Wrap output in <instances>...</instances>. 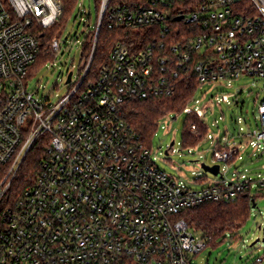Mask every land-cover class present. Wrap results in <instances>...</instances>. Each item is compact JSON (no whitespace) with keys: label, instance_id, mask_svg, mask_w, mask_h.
I'll return each instance as SVG.
<instances>
[{"label":"built area","instance_id":"built-area-1","mask_svg":"<svg viewBox=\"0 0 264 264\" xmlns=\"http://www.w3.org/2000/svg\"><path fill=\"white\" fill-rule=\"evenodd\" d=\"M95 1L96 23L85 29H96L90 56L85 38L77 73H67L66 93L52 101L29 87V75L39 58L56 59L68 44L62 34L48 44L40 36L62 19L63 0H0V264H196L213 236L191 227L183 211L261 193L264 178L237 170L227 177V167L221 180L190 187L157 165L123 108L173 96L193 69L201 86L264 80V0ZM170 19L186 27L177 42L169 41ZM104 20L127 32L94 71ZM142 26L150 42L135 38L145 32H131ZM193 110L208 126L215 163L241 157L232 139L209 133ZM256 118L262 129L248 136L263 155L264 98ZM190 132L199 138L195 123ZM41 147L36 177L20 183L29 154L36 149L41 157Z\"/></svg>","mask_w":264,"mask_h":264},{"label":"rangeland","instance_id":"rangeland-1","mask_svg":"<svg viewBox=\"0 0 264 264\" xmlns=\"http://www.w3.org/2000/svg\"><path fill=\"white\" fill-rule=\"evenodd\" d=\"M66 24L62 38H67L56 59L47 58L29 79V87L39 90L40 98L50 95L57 100L67 91L65 76L74 69L78 71L81 45L87 36L86 25L94 26L98 5L95 0H81ZM90 15L92 18L89 20ZM89 20V21H88ZM138 31V30H136ZM254 82L255 86L251 83ZM264 80L246 76L235 79L232 85L216 83L202 85L185 110L161 118L153 135L151 152L157 165L188 186L200 189L221 180V173L228 167L227 177L236 172H248L253 177L264 178V154L251 144L248 133L262 129L258 106L264 98ZM199 99V103L195 101ZM205 105L207 108L205 109ZM198 106L209 125V133L227 137L240 147L241 157L221 162L219 175L206 172L202 164L214 165V145L205 138L197 145L184 144V131L188 112ZM172 142L174 144L172 145ZM168 151V154H166ZM255 191V190H254ZM256 206L252 208L246 223L238 231H227L208 243L194 258L196 264H254L264 256V191L256 193ZM261 226V228H260ZM264 264V261L261 263Z\"/></svg>","mask_w":264,"mask_h":264},{"label":"trees","instance_id":"trees-1","mask_svg":"<svg viewBox=\"0 0 264 264\" xmlns=\"http://www.w3.org/2000/svg\"><path fill=\"white\" fill-rule=\"evenodd\" d=\"M79 0H63L65 9L63 17L54 26L48 29H43L40 36H46L45 42L48 44L50 40L57 35H61L69 18L75 12ZM97 12L100 3L97 4ZM89 21V20H88ZM173 25L174 32L169 38L170 42H177L180 39L179 29L183 27L182 24L170 19L169 23ZM87 26V25H86ZM149 26H142L139 31L131 32H145L139 33L135 38H143L145 42H150V36L147 34ZM157 30H162L161 25H157ZM95 28H91L88 35L85 37L84 43V57H89L92 44L95 38ZM127 32L123 28L111 29L106 20L103 21L98 35L97 48L93 61V70L96 71L100 65L108 60L113 46ZM160 36V35H159ZM52 58V57H51ZM47 58H39L33 65L29 77L31 78L34 71L42 65ZM201 87L196 72L191 70L188 77L183 82H179L176 93L173 96H161L146 100H129L125 103L123 111L128 123L141 136V139L150 147L152 145V138L159 127V122L167 114L180 113L185 110L195 94ZM195 123L198 126L200 136L195 137L191 132V125ZM208 134V126L202 120L196 111L188 112V119L184 131V144L197 145L206 138ZM43 155V148L40 151L34 149L29 154L23 169L21 170L18 180L20 183L32 181L36 177L37 170L40 166V158ZM257 195H252L250 191L242 193L235 201H208L199 204L193 208L183 211L181 217L184 218L191 227L204 235H212L213 239L209 242H214L218 235H222L227 231H238L248 220L253 203H256Z\"/></svg>","mask_w":264,"mask_h":264},{"label":"water","instance_id":"water-1","mask_svg":"<svg viewBox=\"0 0 264 264\" xmlns=\"http://www.w3.org/2000/svg\"><path fill=\"white\" fill-rule=\"evenodd\" d=\"M71 76H72V72H70L69 74V77H68V81H70L71 79ZM174 144V142H172V145ZM166 154H168V151H166ZM202 167L203 169L206 171V172H211L215 175H219L220 174V164H214V165H207L205 163L202 164ZM256 206V203H253V207Z\"/></svg>","mask_w":264,"mask_h":264}]
</instances>
